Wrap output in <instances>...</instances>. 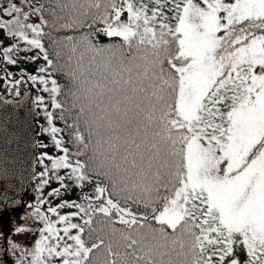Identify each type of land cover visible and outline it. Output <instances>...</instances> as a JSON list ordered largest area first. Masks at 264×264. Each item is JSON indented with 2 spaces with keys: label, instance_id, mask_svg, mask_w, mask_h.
I'll list each match as a JSON object with an SVG mask.
<instances>
[{
  "label": "snow or ice",
  "instance_id": "6c2138e0",
  "mask_svg": "<svg viewBox=\"0 0 264 264\" xmlns=\"http://www.w3.org/2000/svg\"><path fill=\"white\" fill-rule=\"evenodd\" d=\"M89 18L88 28L101 24L96 32L119 41L99 45L93 32L51 38L44 31L79 30ZM0 30L16 41L0 40L8 65L33 50L23 59L42 55L45 62L36 74L21 69V79L6 71L0 79L10 94L20 95L26 76L64 119L62 88L51 78L60 73L79 107L67 125L75 129L70 152L44 97L33 101L48 124L42 131L63 153L38 158L44 170L37 193L51 180L60 187L48 197L60 196L66 180L79 189L95 182L82 203L51 206L36 197L27 218L42 225L39 238L32 248L8 240L7 251L20 252L15 264H241L237 244L247 255L243 264H264V0H55V8L7 0L0 4ZM46 35L56 62L42 43ZM63 49L72 55L60 64ZM64 208L76 211L60 214ZM96 233L103 238L90 242Z\"/></svg>",
  "mask_w": 264,
  "mask_h": 264
},
{
  "label": "rangeland",
  "instance_id": "374dc122",
  "mask_svg": "<svg viewBox=\"0 0 264 264\" xmlns=\"http://www.w3.org/2000/svg\"><path fill=\"white\" fill-rule=\"evenodd\" d=\"M228 2V0H226ZM0 40H2L3 46H10L12 43H15V39L13 38H5V35L2 30H0ZM20 47H24V44L21 42ZM34 51V50H33ZM31 52H20L23 55H29ZM2 57V55H0ZM1 73V71H0ZM0 77H2L0 75ZM13 80L15 79H21V76L19 74H14L11 77ZM31 85V82L27 81L26 77H23V82L19 85L18 90L22 87L27 89ZM51 87V84L48 85ZM41 88L40 85L33 86V96L32 100L34 101L35 97L38 95H42L45 100V104L48 105V111L49 107L51 106V100L48 93H44L40 91ZM9 94L8 86L5 83L4 79H0V97H6V95ZM11 94H15V90H12ZM33 107H35V110L37 112L36 114V121H35V127L39 133L40 140H35V146L37 149V152L35 154V161H34V168H33V175L31 181L26 185L25 191L23 193L21 204L20 206L9 212L3 220H0V233H2V236H0V264H15V259L20 255L19 251L16 252H9L8 249V240L11 239L13 243H17L21 246V248H32L34 246L35 240L39 238V233L36 231L39 227L42 225L35 220V218H27L28 214L32 211L31 208L28 206L30 204L36 203V197L38 195L44 197L47 201H49V204L51 206H55L56 204L61 203L63 200H72L71 197L73 196V191L75 189V185L71 180H66L65 184L68 186L67 191L65 192L63 189H61V195L57 197H48L47 193L51 191L54 188L60 187L59 183L56 180H51L48 185H46L40 193H37L36 188L39 183L38 180V174L44 170L43 166L39 163V157L42 153H47L51 156H57L62 155V152H59L57 150L52 141L50 134H46L42 131V128L48 127L47 121L44 117L43 110L39 107H36L33 103ZM40 144H45L47 147H40ZM45 164L51 168V162L48 160H45ZM67 170L61 169L59 171V175H65ZM51 175V173H50ZM94 190L89 192L88 194H93ZM83 201H80L79 203H82ZM49 204L41 205V210L46 211V208L49 206ZM60 214H68L71 211H76L75 209H60ZM55 219V217H53ZM74 222H82L79 217L75 218ZM17 227H26L28 229H31V231L25 232V233H17L15 229ZM94 227H99L98 224L94 222ZM117 228L122 227L121 225L117 224ZM97 234L101 235L103 238V233H96L93 234V236H96ZM85 238L87 239V233H85ZM235 251V258H237L239 261H241V264H243V261L247 259L246 252L243 250L242 246L237 244L234 246Z\"/></svg>",
  "mask_w": 264,
  "mask_h": 264
},
{
  "label": "water",
  "instance_id": "95a60500",
  "mask_svg": "<svg viewBox=\"0 0 264 264\" xmlns=\"http://www.w3.org/2000/svg\"><path fill=\"white\" fill-rule=\"evenodd\" d=\"M35 117L30 88L16 98L0 97V220L20 205L32 179Z\"/></svg>",
  "mask_w": 264,
  "mask_h": 264
},
{
  "label": "trees",
  "instance_id": "16d2710c",
  "mask_svg": "<svg viewBox=\"0 0 264 264\" xmlns=\"http://www.w3.org/2000/svg\"><path fill=\"white\" fill-rule=\"evenodd\" d=\"M13 2H17L18 0H13ZM32 2L34 4L36 3H43L45 5L46 8H55V0H32ZM0 4H4L6 6L7 4V0H0ZM27 10V9H25ZM57 11V15H63V13L60 12L59 9L56 10ZM124 17L126 18V14H123ZM45 19H47L50 23L54 22V18L52 17V15L50 13H44ZM29 22H39L37 17H31ZM63 22V21H61ZM91 23V18L88 19V21H86V26L82 29L79 30H59L56 31L50 27H45L44 31L46 33H51V38H62L65 35H73V36H79L82 35L84 33L87 32H93L95 33V35L91 36L90 39L93 41V43L99 44V45H107V44H111V43H115L119 41V38H109L101 33L96 32L97 28H102L103 25L101 24H95L92 28H88L87 24ZM42 43L45 44V47L47 49V51L49 52V57L51 59H53L54 62H56L57 58L55 56V47L51 46V39L49 38V36H45L42 40ZM37 50H34L31 54L29 55H23L21 53H18V62L15 65H8L6 62L3 61L2 57H0V75L2 77L5 76V72H10L12 75L14 74H19L21 69H23L27 74H36V70L45 64V62L43 61L42 55L40 56V58H38L36 61L34 62H30V61H26L23 58L26 56H33L36 55ZM72 55V53L70 52L69 49H63L62 53H61V57L59 59V63L60 64H64L67 61V57ZM79 55V50L77 52V56ZM73 66H74V61H73ZM26 77V76H25ZM27 78V77H26ZM52 79H56L58 84L61 86L62 91L61 93L58 95V100L62 103V105L64 106V109H67V111L63 112V116L64 119H60V115H61V111L62 109H53L51 108V106L49 107V111L53 112L55 114L54 116V126L62 129L61 133L57 134V138H62L64 141V146L69 148L70 152H75L76 151V146L74 144V142H72V134L74 133L75 129L69 128L67 127V125H71L73 123L76 122V118L77 115L79 113V107H73V98L71 97V95H69V89L72 87L68 78L61 75L60 73H53L52 74ZM28 88L32 89L33 85H29L27 86ZM27 88V89H28ZM24 90H26L24 87H22L19 91V93L23 92ZM34 92V90L32 89V93ZM6 96H10L12 98L17 97L16 94H8ZM35 109V107H34ZM36 111V110H35ZM37 114V112H36ZM36 121V119H35ZM36 126V125H35ZM79 130L84 134L85 139L88 138V133H87V129L84 125L83 120L79 121ZM35 132H36V136L35 139L36 140H40V136L39 133L35 127ZM36 148V152H37ZM91 155V149L88 150V152L80 157V159L82 161H86L88 159V156ZM71 159L73 161H75L76 157H71ZM95 187V182L93 181L92 183H85V186L83 189H79L76 188L73 191V196L71 197L72 200H76L78 203L81 201L79 199V197L85 193H89L92 190H94ZM65 192L67 191V189H63ZM133 210L136 211V206L133 205ZM139 211H143V209H140ZM155 223V222H153ZM169 232H171V230H168ZM95 241V236L92 237V241L90 242H94Z\"/></svg>",
  "mask_w": 264,
  "mask_h": 264
},
{
  "label": "bare ground",
  "instance_id": "6f19581e",
  "mask_svg": "<svg viewBox=\"0 0 264 264\" xmlns=\"http://www.w3.org/2000/svg\"><path fill=\"white\" fill-rule=\"evenodd\" d=\"M25 188H26V187H25ZM23 193H24V192H23ZM22 196H23V194H22ZM22 196H21V199H22ZM21 199H20V204H21ZM19 206H20V205H19ZM19 206H18V207H19ZM18 207H17V208H18ZM17 208H16V209H17Z\"/></svg>",
  "mask_w": 264,
  "mask_h": 264
}]
</instances>
